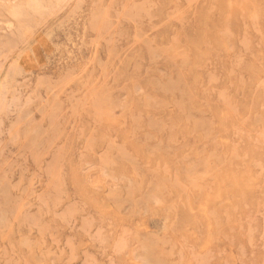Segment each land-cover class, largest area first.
Here are the masks:
<instances>
[{
	"label": "rangeland",
	"instance_id": "374dc122",
	"mask_svg": "<svg viewBox=\"0 0 264 264\" xmlns=\"http://www.w3.org/2000/svg\"><path fill=\"white\" fill-rule=\"evenodd\" d=\"M0 191V264H264V0H0Z\"/></svg>",
	"mask_w": 264,
	"mask_h": 264
},
{
	"label": "bare ground",
	"instance_id": "6f19581e",
	"mask_svg": "<svg viewBox=\"0 0 264 264\" xmlns=\"http://www.w3.org/2000/svg\"><path fill=\"white\" fill-rule=\"evenodd\" d=\"M44 17V16H43ZM249 23V22H248ZM240 28V27H239ZM242 28V27H241ZM26 39V38H25ZM238 44V43H237ZM154 59V58H153ZM212 71V70H211ZM37 86V85H36ZM38 88V87H37ZM140 91V90H139ZM120 100V99H119ZM249 109V108H248ZM25 114V113H24ZM18 117V116H17ZM1 189H2V187H1ZM1 192V191H0ZM245 197V196H244ZM12 213H13V211H12ZM16 214V213H15ZM26 219V218H25ZM24 219V220H25Z\"/></svg>",
	"mask_w": 264,
	"mask_h": 264
}]
</instances>
